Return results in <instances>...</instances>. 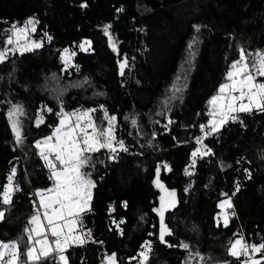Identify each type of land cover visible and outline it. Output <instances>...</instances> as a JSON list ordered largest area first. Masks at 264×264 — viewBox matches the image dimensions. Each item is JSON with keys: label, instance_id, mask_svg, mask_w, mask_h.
<instances>
[{"label": "trees", "instance_id": "16d2710c", "mask_svg": "<svg viewBox=\"0 0 264 264\" xmlns=\"http://www.w3.org/2000/svg\"><path fill=\"white\" fill-rule=\"evenodd\" d=\"M30 18L37 21L31 39L41 47L9 54L0 63V193L12 168L17 169L13 187L22 189L14 192L10 207L0 205L8 208L0 242L19 241L20 251L26 250L35 192L53 185L35 142L57 126L62 101L66 112L97 109L92 114L100 127L107 124L103 105L117 117L116 139L129 149L115 161L101 149L91 154L95 167L83 169L95 187L90 210L80 216L95 242L70 244L68 264H103L113 253L116 264H138L145 241L152 244L146 264H241L243 256L229 255L230 243L238 236L248 245L264 242V113H239L243 124L229 120L203 140L214 155L198 158L189 169L194 175L184 170L192 152L204 150L196 143L197 125L208 123L209 99L227 80L239 50L264 51V0H0V50L13 25L33 26L27 25ZM106 25L116 52L104 34ZM85 41L91 46L84 44L88 50L82 51ZM64 49L71 53L66 70ZM125 58L128 65L120 75ZM12 105L23 106L22 146L7 116ZM45 106L53 111H42ZM39 115L44 123L37 127ZM185 122L190 132L179 141ZM158 165L159 180L176 193L175 207L165 213L173 233L165 239L173 247L158 239L160 221L153 211L159 202ZM234 192L225 227L217 219L218 203ZM256 258L264 264V252Z\"/></svg>", "mask_w": 264, "mask_h": 264}, {"label": "snow or ice", "instance_id": "6c2138e0", "mask_svg": "<svg viewBox=\"0 0 264 264\" xmlns=\"http://www.w3.org/2000/svg\"><path fill=\"white\" fill-rule=\"evenodd\" d=\"M87 7V4L81 5ZM117 11H123V8L117 9ZM37 23L34 19L30 18L27 21V25H33L32 31H35L34 24ZM111 25L104 27V34L108 36L109 45L112 47L114 52L117 51L116 45L113 42L114 38L111 35L109 29ZM14 34L19 38L24 32L27 31V27L18 28L13 25ZM199 31V27H197ZM51 40V37H48ZM7 44L11 45L13 40L11 36L6 41ZM84 44L91 46V41H85L80 45L82 51H87ZM41 47L39 43H33L31 47L25 46L23 51H33ZM17 49L5 48L0 50V63L5 62L8 54L11 52L15 54ZM65 53L69 52V49H64ZM22 54V53H21ZM75 55V53H73ZM62 60L65 63V70L68 68V60L62 56ZM128 61L125 58L119 62L120 75H124V69L127 67ZM231 69L227 73V79L231 81L228 84H222L220 86V93H224L227 89L229 92L230 102L225 105H221V119L210 120L208 126L200 125V130L203 133L201 137L196 139L198 145L195 151L192 152V160L188 165L184 173L187 176L194 175L192 169L197 163V159H203L209 155H214L211 148L203 144L204 138L218 134L221 128L229 122L239 121L243 124V120L240 119L239 115H233L234 113H248L251 114L254 111L264 113V82H257V77H264V51H257L253 53H245V50L241 48L239 50V59L234 61L231 65ZM179 91V89H177ZM232 93H239V95H232ZM221 97L213 96L210 103L215 105ZM247 100L246 103L243 101ZM236 101H240L239 106L236 105ZM100 110L104 113V119L107 121V127L102 128L96 124L91 113L97 111V109L87 110H76L72 113H66L64 111L63 102L60 103V111L56 113L60 117L59 126L55 128L53 136H56V143H50L53 136L44 138L43 141H37L35 147L40 149L39 155L46 162V166L50 169V179H53V187L37 191L36 196L39 197V205L36 206L34 201V207L36 208V214L33 215L28 224L34 225L35 227H26L25 233L27 234V241L24 244L26 251H20V242L12 241L10 243L0 242V264H46L47 261L52 260L54 264L56 262V256L58 255L59 261H63V264H68V258L64 255L67 247L72 245L83 246L89 242H95L92 240L91 230L84 231L83 221L80 214L89 211V202L91 200V190L95 187V182L90 178L91 173L84 172L85 167H95V163L92 159V153H97L101 149H106L109 153V160L115 161L118 158L119 152L127 153L128 147L125 146L124 141L117 140L115 136V124L117 117L112 115L109 116L103 105L100 106ZM42 111L51 113L53 110L47 108ZM23 106L13 105L8 113V117L12 126L13 133L17 145L22 146L24 143V137L21 132L20 120L17 118L23 115ZM75 116V121L71 120V117ZM83 121V123H81ZM41 123H44L43 115L37 117V127ZM173 121L169 120V124ZM132 124L135 125L136 121L132 120ZM167 128V125H165ZM208 128V130H206ZM91 130V131H89ZM155 137L156 133L152 134ZM45 146L47 152L45 151ZM151 146V141H149ZM53 157V158H50ZM239 163V161H237ZM168 171L171 168L165 164L163 165ZM230 167V165H229ZM161 166L158 165L156 168V180L154 183L163 188L160 183ZM248 179H251V173L245 169ZM17 173L16 168L11 169V174L8 176V184L4 186L3 193H0V205L11 206L13 203L14 192L21 191L22 189L17 184L13 187V179ZM187 191V189H185ZM240 190V184H236V192ZM170 197H175V191L169 192ZM226 199L223 200L219 207L221 209L232 208L231 197H228L227 193L224 194ZM235 195V192L233 193ZM125 207L127 206L125 202ZM170 207H175V200H170L165 203L164 197H161V205L159 208L153 209L159 216L160 228L158 239L161 244H165L168 247L173 245L168 244L165 237L173 235L172 230L165 223V213ZM40 209H43V218L47 221V228H43L41 222ZM7 207H0V222H3L6 218ZM232 215H235L233 212ZM66 217H74L69 222V233L75 230L77 222L80 223L81 228L78 235H69L64 233V225L58 223L59 221L65 220ZM224 226L227 227L229 224V216L223 215ZM219 226V223H218ZM50 231L51 237L55 238L53 241H49L47 232ZM35 234V237L32 234ZM64 235L63 242L60 237ZM55 244V248H52V244ZM102 243V242H100ZM39 245V248H37ZM144 251L139 253V257L142 259L138 261V264H146L149 260V253L151 252L152 244L150 241H145ZM180 247L189 250L187 243L181 242ZM249 248L253 253L264 252V242L259 245H248L247 242L241 239H237L235 242L230 243L228 252L229 255L240 260V258L247 257L241 264H262L261 260L254 259L249 256ZM55 253V255H53ZM197 255H199L197 253ZM108 264H116L115 253L106 257ZM133 259H136L135 257ZM203 259V257H201ZM187 264V262H186Z\"/></svg>", "mask_w": 264, "mask_h": 264}, {"label": "rangeland", "instance_id": "374dc122", "mask_svg": "<svg viewBox=\"0 0 264 264\" xmlns=\"http://www.w3.org/2000/svg\"><path fill=\"white\" fill-rule=\"evenodd\" d=\"M25 27H27V31L26 32H24L22 35H20L19 36V38H17V36L14 34V30L12 29V32H11V38H12V40H13V43L11 44V45H9V44H7L6 43V46L3 48V49H5V48H9V49H17V51L15 52V54H17V53H23V52H25V51H23V49H24V47L25 46H29V47H31L32 45H33V43H34V41L31 39V34H32V28H33V26H22V27H18V28H25ZM257 51H260V50H256V51H253V52H250V53H253V54H255ZM9 54H12L11 52L9 53ZM8 54V55H9ZM13 55V54H12ZM61 57L62 56H64L67 60H68V63H69V61H70V59H71V53L70 52H68V53H65L64 52V50H62L61 51V55H60ZM63 62H64V60H63ZM230 70H232L231 69V67L229 68V70H228V72L230 71ZM227 72V73H228ZM257 82L259 83V82H263V81H261V80H259L258 79V77H257ZM228 83H231V81H229L228 79L225 81V82H223L222 84H228ZM221 84V85H222ZM220 85V86H221ZM220 86L218 87V89H217V92H216V94H214L213 96H219V97H221V99L220 100H218L217 101V103L215 104V105H213V104H211L210 103V101H211V99H212V97L209 99V104H208V112H209V121L210 120H219V119H221V115H220V112H221V105H225L226 106V104L228 103V102H230V98H229V92H228V90L226 89L225 90V92L224 93H220ZM232 95H239V93H232ZM244 103H246L247 102V100L245 99V101H243ZM236 103V105L237 106H239V103H240V101H236L235 102ZM13 106V105H12ZM12 108V107H11ZM11 108H10V110H11ZM9 110V111H10ZM84 110H87V109H84ZM9 111H8V113H9ZM81 111H83V110H81ZM66 112V111H65ZM72 112H75V111H70V112H66V113H72ZM8 113H7V116H8ZM91 115H92V117H93V119H94V121L96 122V124L97 125H99V122L96 120V118H95V116L91 113ZM233 115H238V114H236V113H234ZM18 119H19V116L17 117ZM8 119H9V117H8ZM75 119H76V117L75 116H73V117H71V120L72 121H75ZM229 120H231V119H229ZM10 121V120H9ZM59 121H60V117H59ZM209 121H208V123H209ZM81 123H83V121L81 122ZM208 123H206V126L208 125ZM10 125H11V123H10ZM59 126V122H58V124H57V126L56 127H58ZM184 130H183V132H182V135H180V137L178 138V140L180 141H182V140H184L186 137H187V135L189 134V132H190V130H189V126H190V123H188V122H185L184 123ZM55 127V128H56ZM102 127V126H101ZM107 127V124H106V126L105 127H102V128H106ZM55 128L53 129V131L49 134V135H47L46 137H49V136H53V132H54V130H55ZM11 129H12V126H11ZM208 129V128H207ZM13 131V130H12ZM89 131H91V130H89ZM14 134V133H13ZM15 136V135H14ZM46 137H43V138H41V139H39V140H37V141H43L44 140V138H46ZM36 141V142H37ZM36 142H35V144H36ZM50 143H53V144H55L56 143V136H53V139H52V141L50 142ZM42 147H45V146H43L42 145ZM39 150V152H40V149H38ZM45 151L47 152V148L45 147ZM50 158H53V157H50ZM44 163H45V165H46V162L44 161ZM50 170V169H49ZM50 174H51V172H50ZM92 179V178H91ZM160 183L163 185V183L160 181ZM8 184V183H7ZM6 184V185H7ZM53 184H54V181H53ZM5 185V186H6ZM51 187H53V185L51 186ZM50 187V188H51ZM155 187L158 189V191H159V202H158V207L157 208H159L160 207V205H161V197H164V200H165V203H167L168 201H170V200H175V204H176V195H175V197L173 198V197H170L169 195H168V193L169 192H172L173 190H169V189H167L164 185H163V188H161V187H158L156 184H155ZM49 189V188H48ZM43 190H46V189H40V190H37V191H43ZM36 191V192H37ZM36 192H35V196H36ZM91 194H92V190H91ZM223 200H225V199H223ZM223 200H221L219 203H218V207H219V205H220V203L223 201ZM90 203V202H89ZM38 205H39V197H37L36 196V206L38 207ZM89 207V206H88ZM170 208H172V207H170ZM40 210H42L43 211V209H40ZM35 214H36V212H35ZM34 214V215H35ZM224 214H227L228 215V211H227V207H225L224 209H221L220 207H219V211H218V214H217V219L219 220V221H221L222 223H223V215ZM72 219H74V217H66V219L65 220H62V221H59L58 223H60V224H62V225H64V229H63V231H64V233H66V234H69V235H78L79 234V232H78V228H79V222H77V224L75 225V230L73 231V232H71V233H69V222L72 220ZM41 222H42V226H43V228H47V221L43 218V212L41 213ZM224 224V223H223ZM29 227H35L34 225H29ZM33 236H34V238H38V237H35V234L33 233L32 234ZM47 236H48V239H49V241L51 242V241H53V239H52V237H51V234L50 233H48L47 232ZM62 237L63 238H65L64 237V235H62ZM237 239H241V237L240 236H238L233 242H235ZM70 244H71V241L69 242ZM37 248H39V245H37ZM52 248L54 249L55 248V244L53 243L52 244ZM26 251V250H25ZM253 253V252H252ZM254 254V259H258V260H260V258H256V255L258 254V253H253ZM64 255L66 256V254H65V252H64ZM107 256H109V255H106L105 256V258H104V261H103V264H108V261H107V259H106V257ZM57 257V260H58V263L59 264H63V261H59V257H58V255L56 256Z\"/></svg>", "mask_w": 264, "mask_h": 264}, {"label": "built area", "instance_id": "2783aa9c", "mask_svg": "<svg viewBox=\"0 0 264 264\" xmlns=\"http://www.w3.org/2000/svg\"><path fill=\"white\" fill-rule=\"evenodd\" d=\"M200 125H206V123H205V122H199V123H198V125H197V131H198L197 138H198V137H201V136L203 135V133H202L201 130H200ZM206 130H208V129L206 128ZM208 137H209V136H208ZM208 137H206V138H208ZM206 138H204V139H206ZM232 195H233V193L229 194V197L232 198ZM42 212H43V211L40 210V213H42ZM231 216H234V215H232V213H231ZM48 233H50V231H48ZM50 234H51V233H50ZM54 239H55V238H54ZM60 240L63 242L64 238L61 236V237H60ZM249 256L255 258V257H254V254H253L252 251H251V248H249ZM243 258H244V259H247V257H243Z\"/></svg>", "mask_w": 264, "mask_h": 264}, {"label": "crops", "instance_id": "0c3cea01", "mask_svg": "<svg viewBox=\"0 0 264 264\" xmlns=\"http://www.w3.org/2000/svg\"><path fill=\"white\" fill-rule=\"evenodd\" d=\"M52 239L54 240V238L52 237ZM6 243H10V242H6Z\"/></svg>", "mask_w": 264, "mask_h": 264}]
</instances>
